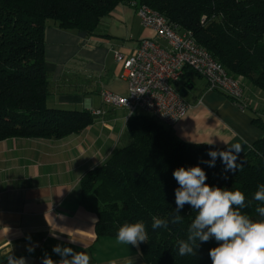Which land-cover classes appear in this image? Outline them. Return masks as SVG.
Segmentation results:
<instances>
[{"label": "trees", "instance_id": "trees-1", "mask_svg": "<svg viewBox=\"0 0 264 264\" xmlns=\"http://www.w3.org/2000/svg\"><path fill=\"white\" fill-rule=\"evenodd\" d=\"M119 4L145 5L170 24L190 31L193 38L233 76L247 79L264 91V0H0V140L11 137L59 139L81 132L93 123L89 111L47 105L49 81L44 62L45 29L93 34L100 19ZM189 69V68H187ZM191 70V69H189ZM192 71V70H191ZM262 136L225 171L220 158L210 167V150H226L205 143L177 139L145 113L127 118L126 145L80 179V203L97 216V236H113L125 223L144 222L147 242L140 253L147 264H212L214 239L197 241L196 255H178V241L187 240L196 211L180 210L183 220L153 230L152 216L169 219L176 209L173 171L199 165L210 186L244 192L251 204L240 209L253 220L260 202L254 193L264 184V120L253 116ZM264 206V204H260Z\"/></svg>", "mask_w": 264, "mask_h": 264}, {"label": "crops", "instance_id": "crops-1", "mask_svg": "<svg viewBox=\"0 0 264 264\" xmlns=\"http://www.w3.org/2000/svg\"><path fill=\"white\" fill-rule=\"evenodd\" d=\"M152 36L129 4H119L103 16L93 34L54 25L45 29L47 105L103 113L92 114L93 123L63 138L0 140V264H7L9 250L25 264H43L45 256L58 262L61 257L53 252L56 245L86 252L90 264H108L128 255L135 257V264H147L140 246L96 235L97 216L80 203V179L103 163L121 140L128 142L123 132L129 111L101 101L103 90L121 95L127 90L125 80L117 76L113 50L130 54L142 38ZM237 79L242 96L235 102L208 90L203 77L185 68L174 88L190 107L177 124L164 126L188 143L213 142L208 145L226 150L241 143L243 151L238 156L244 155L262 136L252 118L264 120V91L241 76Z\"/></svg>", "mask_w": 264, "mask_h": 264}, {"label": "clouds", "instance_id": "clouds-1", "mask_svg": "<svg viewBox=\"0 0 264 264\" xmlns=\"http://www.w3.org/2000/svg\"><path fill=\"white\" fill-rule=\"evenodd\" d=\"M208 143V144H212ZM243 151L241 143H234L227 150H210L211 160L204 161L210 167L220 158L225 171H236L237 155ZM173 177L179 187L175 189L176 209L169 219L152 216L153 230L167 228L169 223L179 224L183 220L180 210L187 204L196 211L194 220L188 227L187 240L178 241V255L194 256L198 248L197 241L204 243L214 239L218 246L209 250L212 264H264V219L253 220L241 212L251 204L245 203L246 197L241 190H230L206 183L207 175L199 166L179 167L173 171ZM254 200L260 202L255 211L264 217V184L258 186ZM148 232L144 222L125 223L116 233V242L139 248L140 243L147 242ZM70 242H75L70 238ZM30 251L32 249H29ZM53 252L61 259L57 262L45 256L43 264H90L86 252H76L71 247L56 245ZM7 264H25L24 259L5 253ZM108 264H135V257L128 255L122 259H111Z\"/></svg>", "mask_w": 264, "mask_h": 264}, {"label": "built area", "instance_id": "built-area-1", "mask_svg": "<svg viewBox=\"0 0 264 264\" xmlns=\"http://www.w3.org/2000/svg\"><path fill=\"white\" fill-rule=\"evenodd\" d=\"M134 9L140 25L150 29L153 36L142 38L130 54L113 50L117 76L125 80L127 90L122 95L103 90L104 105L125 108L130 115L142 110L159 123L172 127L190 107L174 88L185 68L203 77L208 90L225 94L235 102L240 100L239 80L198 45L190 31L178 29L148 6L136 5ZM102 113V110L92 111L94 115Z\"/></svg>", "mask_w": 264, "mask_h": 264}, {"label": "rangeland", "instance_id": "rangeland-1", "mask_svg": "<svg viewBox=\"0 0 264 264\" xmlns=\"http://www.w3.org/2000/svg\"><path fill=\"white\" fill-rule=\"evenodd\" d=\"M124 145H126V144H124L123 140H121V142H120V144H119V147H122V146H124Z\"/></svg>", "mask_w": 264, "mask_h": 264}]
</instances>
